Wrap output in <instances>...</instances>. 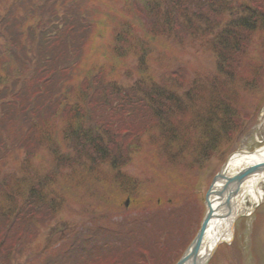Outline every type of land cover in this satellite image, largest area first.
<instances>
[{
	"label": "trees",
	"instance_id": "trees-1",
	"mask_svg": "<svg viewBox=\"0 0 264 264\" xmlns=\"http://www.w3.org/2000/svg\"><path fill=\"white\" fill-rule=\"evenodd\" d=\"M123 1L136 20L138 15L147 19L145 25L137 20L145 30L138 35L136 22H123L119 31L114 25L110 52L116 60H136L130 67L134 73L121 68L123 75L135 76L133 81L123 82L115 65L112 77L102 63L93 64L95 21L86 0H34L33 16L26 12L23 28L0 47V264H19L23 257L44 264L176 259L187 234L181 225L184 200L192 201L196 180L206 181L213 159L235 148L237 135L264 104V0ZM16 17L15 10L0 20L2 38L21 24ZM153 36L185 52L208 54L211 66L185 70L172 57L169 70L152 76ZM5 62L21 75L22 85ZM12 133L16 139L9 138ZM36 149L51 156L47 177L62 189L72 184L59 181L62 173L73 172L90 176L89 189L103 200H110L101 195L108 188L138 197L141 181L126 168L160 171L165 175L157 183L163 186L139 199L148 207L139 209L140 215H124L111 240L87 228L71 238L69 251L59 243L47 250L54 255L50 262L42 257L46 251L38 257L29 253L52 221L60 220L61 206L54 205L56 183L42 179V166L33 162L40 156ZM96 220L107 222L105 214ZM109 234L102 229L103 237Z\"/></svg>",
	"mask_w": 264,
	"mask_h": 264
},
{
	"label": "rangeland",
	"instance_id": "rangeland-1",
	"mask_svg": "<svg viewBox=\"0 0 264 264\" xmlns=\"http://www.w3.org/2000/svg\"><path fill=\"white\" fill-rule=\"evenodd\" d=\"M101 7L107 10L109 15L111 16L110 23H113V25H119L122 23V21L126 24L136 22L133 25L140 28V25L137 24V20L142 19L143 25L147 23L146 17H143L142 15H138L137 20L134 17H129L131 13L128 11V7L124 9L123 0H89V12L92 21L99 22L100 19H104V17L97 16L95 14L97 12L103 11ZM143 25L139 29V33H137V35L145 31ZM104 29L105 28H99L98 30H96V33L100 34L102 31H104ZM105 30V33H102L103 39H97L92 42L94 46L99 45L97 47V57H95V60L96 62H101L104 65V71L109 72L110 76L112 77L116 76L115 69L112 65L117 66L118 74L120 78H122V81L129 82L130 79L126 78H129L130 74L132 73L125 71L124 75L126 76L124 78V70L120 68L124 67L125 69L126 67L128 69H131L130 67H133L135 65V59H103L102 55L100 54V50L104 48V46H106L107 49V46L112 38L111 31H109V29ZM141 39L145 44L151 43V38ZM151 46H153L154 51L152 53L153 59L149 64V73L155 77L164 74L171 68L170 64L172 63V57L177 58L179 61H181V64L179 65L185 70H189L188 68L199 69L198 66L201 65L210 67L212 63L211 58L208 54L202 51H194L190 49H187V53L179 46V44H176L171 40H166L165 38L157 39L156 37H154ZM9 71L14 75L12 70ZM20 85H22V83H20L18 80V86ZM19 120H21V118H19ZM15 134L16 133H12L9 138L16 139ZM262 140H264V106L260 110L257 120L247 122L242 131L239 133L237 137V150H245L251 152L264 144L260 142ZM39 154L40 156L37 157L39 160H33V162L34 164L38 163L42 166V179L43 177L44 179H49L47 177V174L51 169L50 163L52 161V158L47 152L44 151V149H36L35 155L37 156ZM224 160L225 158L221 162L217 163V167H214L210 172L207 183L205 182V184L199 186L198 184H200V178L196 180V184L194 185V189L192 192V194L195 193V197L192 198V201L191 199H188L187 201L184 200L182 205L183 213L181 221H185V223H181V225L182 228L187 231L186 240L185 243L180 246L176 252V242L174 241L170 243V251L173 253L175 252L174 258L176 259H173L171 260V262H167L166 264H174L196 234L205 209L203 199L207 190V186L209 185L213 175H215L217 170L223 164ZM124 170L125 172L130 173V175L133 177L132 179L136 177L139 181H141L137 183V186L141 189L138 193V197L137 195L129 196L122 194L123 189L118 190L108 188L103 191L105 194L102 193L101 195L108 197L110 200H103L102 196L101 198H98L96 196L100 194H95L89 189V185H91L89 182L90 176L85 175L83 178H78L77 175L73 172H63L60 177L61 179L59 180L62 181L65 178L71 179L72 184H70V188L65 184V188L62 189L55 180L49 179L55 182L57 185L54 190H52L58 195L57 199L54 198V205H61L59 207V213H57V217L60 218V220L55 219L52 221L51 225H49L48 228L44 230L43 233L36 239V246H32L29 253L34 254L38 257V253L41 252V249L45 248L44 250L46 251V253L45 256L42 257L48 256V260H50L51 262L54 255L50 254L47 250H50L53 245H55L54 248H57L59 244H61L63 250L69 251V248L67 249V247L69 246L70 240H72L71 238L81 236L87 228L89 231L91 230V228H95L97 231L99 230L98 232H96L98 234V237H101L100 239L103 240H111L112 237H115L112 235L119 234L120 232L118 230L112 228L118 225L117 223L120 222V219L124 215L126 217L133 216L135 215V211L137 215H140L139 209L148 207V205H142L139 202V199L145 198L151 193L159 192L160 188L163 185L159 186L157 181L161 182V179H164L165 175L160 171L156 173L146 171L148 170L147 168H144L142 170L140 168H126ZM104 171V173L102 172V175L107 174L104 178L105 180H107L106 178H110L109 176L111 172L107 169ZM44 184L46 185V183ZM58 186L59 189L57 188ZM259 187L264 191V183H260ZM166 197L170 198V195ZM127 198L129 203L128 206L125 207L124 202ZM113 199H118V202H113ZM49 203L51 204L50 201H45V204ZM95 205H101V209L103 210L101 212H96L98 207L93 208V206ZM114 205L117 206L114 207ZM244 205L246 207H250L252 204L248 200H246ZM92 213L96 215L95 218ZM104 214L106 215L107 222H99L98 220H96V218ZM235 215H237V217L234 219L235 223L233 222L234 225L232 229H230L229 226L225 228L227 230L225 233L231 232V240L228 239L227 242H222L221 244H219L211 260L209 261L210 258L208 259V264H264V201H262L256 208H254L249 215H246V212H242L240 215ZM188 220H190L189 223ZM218 227L220 231L223 228L222 224L218 225ZM101 228L103 230H108L110 234L103 237ZM121 229L125 230L124 227H121ZM60 250L61 248L59 249V252ZM40 260L41 259L36 257H23L20 260L19 264H44V262Z\"/></svg>",
	"mask_w": 264,
	"mask_h": 264
},
{
	"label": "bare ground",
	"instance_id": "bare-ground-1",
	"mask_svg": "<svg viewBox=\"0 0 264 264\" xmlns=\"http://www.w3.org/2000/svg\"><path fill=\"white\" fill-rule=\"evenodd\" d=\"M264 159V148L258 150V152L255 153H244V154H234L227 162L225 167V173L227 174L226 179L221 180L219 183H216L215 188L217 189V194L220 193V189H223L225 185L227 184L230 177L233 176V174L242 166L244 165H252L256 162L262 161ZM260 183H264V172L254 175L247 179L241 189L239 190L238 194L236 195L234 199V211L233 214H241L242 212H249L253 209V207L256 204H260L262 201H264V191L259 187ZM248 200L252 205L250 207H246L244 205L245 201ZM231 216L224 217L220 224H222L223 228L221 231L219 230V227H217L218 223H214V229L210 228L208 229L207 235L205 236L204 245L205 249L201 252V256L207 255L209 249L213 246V243L220 239H229L230 235L229 233H225L227 228L229 226V221ZM224 224V225H223ZM218 229V231H217ZM223 231V232H222ZM203 245V246H204Z\"/></svg>",
	"mask_w": 264,
	"mask_h": 264
},
{
	"label": "water",
	"instance_id": "water-1",
	"mask_svg": "<svg viewBox=\"0 0 264 264\" xmlns=\"http://www.w3.org/2000/svg\"><path fill=\"white\" fill-rule=\"evenodd\" d=\"M224 166L221 168L220 172L214 177L207 193L205 196V203L207 211L201 223L200 229L197 232L195 238L193 239L191 245L188 247L186 252L183 254L181 259L176 264H205L208 258L214 252L217 244L215 243L212 251L206 256V259L198 258L199 249L202 245L203 238L205 236L208 225L213 218L221 219L225 216V211H230L232 198L235 196L236 192L239 190L241 184L244 180L255 174L264 171V161L243 167L234 176L230 177L227 184L223 189H221L218 200V205L214 208L210 196L213 194L214 183L220 178H226L223 173ZM219 212V213H218Z\"/></svg>",
	"mask_w": 264,
	"mask_h": 264
}]
</instances>
